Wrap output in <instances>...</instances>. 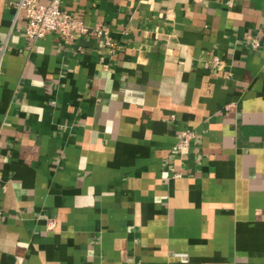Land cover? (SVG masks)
Instances as JSON below:
<instances>
[{"label":"crops","instance_id":"1","mask_svg":"<svg viewBox=\"0 0 264 264\" xmlns=\"http://www.w3.org/2000/svg\"><path fill=\"white\" fill-rule=\"evenodd\" d=\"M17 1L0 264H264V0H59L111 44L29 38Z\"/></svg>","mask_w":264,"mask_h":264},{"label":"built area","instance_id":"2","mask_svg":"<svg viewBox=\"0 0 264 264\" xmlns=\"http://www.w3.org/2000/svg\"><path fill=\"white\" fill-rule=\"evenodd\" d=\"M59 4V0H50L47 3H42L37 0H18L17 8L24 11L26 18L24 28L26 36L37 39L45 36L49 32H58L61 35H69L74 31H79L80 33L91 32L102 37L105 44H111L105 28L100 25H95L89 29L81 20L61 9ZM251 44L253 47H257L259 45L258 38H252ZM192 137L193 132L191 130H183L179 136L176 148L178 150L187 148Z\"/></svg>","mask_w":264,"mask_h":264}]
</instances>
